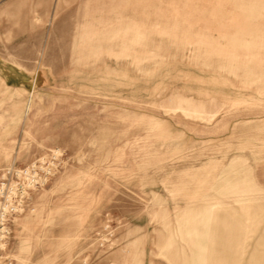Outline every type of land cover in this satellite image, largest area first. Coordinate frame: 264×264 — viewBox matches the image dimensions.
<instances>
[{
	"label": "rangeland",
	"instance_id": "1",
	"mask_svg": "<svg viewBox=\"0 0 264 264\" xmlns=\"http://www.w3.org/2000/svg\"><path fill=\"white\" fill-rule=\"evenodd\" d=\"M5 183L12 264H264V0H0Z\"/></svg>",
	"mask_w": 264,
	"mask_h": 264
},
{
	"label": "built area",
	"instance_id": "2",
	"mask_svg": "<svg viewBox=\"0 0 264 264\" xmlns=\"http://www.w3.org/2000/svg\"><path fill=\"white\" fill-rule=\"evenodd\" d=\"M30 173L29 170L26 171H20L19 176L28 175ZM32 186V184H30ZM11 188L7 189V185L0 184V208L2 205V199L5 198L6 204V210H4L0 215V264H12V260L8 255V245L10 241L11 236V223L10 219L13 217L16 213L20 212V206L22 204V199H13L12 197L8 201L6 196L4 195V192L7 190H10ZM11 195V194H10ZM19 200V201H18ZM1 210V209H0Z\"/></svg>",
	"mask_w": 264,
	"mask_h": 264
}]
</instances>
